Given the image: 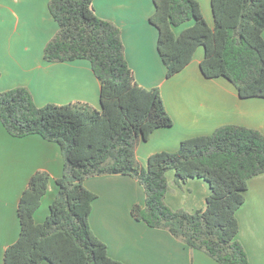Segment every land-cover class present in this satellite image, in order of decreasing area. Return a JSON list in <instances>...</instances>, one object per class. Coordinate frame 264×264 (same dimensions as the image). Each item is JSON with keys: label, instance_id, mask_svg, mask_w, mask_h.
I'll list each match as a JSON object with an SVG mask.
<instances>
[{"label": "trees", "instance_id": "1", "mask_svg": "<svg viewBox=\"0 0 264 264\" xmlns=\"http://www.w3.org/2000/svg\"><path fill=\"white\" fill-rule=\"evenodd\" d=\"M153 4L149 21L158 31L157 51L167 78L187 66L202 46L199 68L205 78H225L240 98H264V0H210L212 26L197 0ZM47 7L58 29L44 45V60L89 61L100 82V108L82 100L38 106L20 85L0 91V122L6 132L55 142L63 160L57 191L41 223L33 215L50 175L42 169L31 174L17 202L19 234L5 248L3 264H125L109 256L89 225L97 195L84 181L107 174L129 175L142 186L144 202L134 203L130 211L135 220L168 231L219 264H249L237 239L236 211L245 200L248 180L264 173V135L224 124L210 134L182 139L176 150L153 152L144 167L135 155L140 141L173 124L161 88L136 80L120 29L96 14L93 0H49ZM188 21L193 23L175 32ZM169 170L177 183L189 178L207 182L204 207L188 212L166 203Z\"/></svg>", "mask_w": 264, "mask_h": 264}, {"label": "crops", "instance_id": "2", "mask_svg": "<svg viewBox=\"0 0 264 264\" xmlns=\"http://www.w3.org/2000/svg\"><path fill=\"white\" fill-rule=\"evenodd\" d=\"M197 1L212 26L210 0ZM48 2L0 0V91L20 85L30 90L38 106L82 100L100 108V82L89 61L46 62L43 58L44 45L58 29L48 12ZM93 6L100 18L120 29L125 57L136 80L146 87L161 88L173 119L171 126L157 128L148 140L140 141L135 155L141 165H146L155 151L176 150L182 139L210 134L224 124L255 128L264 135V98H240L225 78H205L199 68L204 55L200 46L187 66L166 77L165 64L157 51L158 31L149 21L154 12L153 0H93ZM192 23L183 24L188 27ZM174 30L179 33V26ZM62 167L57 143L37 134L13 137L0 122V264L5 248L18 237L17 202L31 174L42 169L50 175L47 192L33 215L34 221L41 223L57 191L55 180L61 176ZM166 177L171 191L165 201L171 208L192 212L204 207L210 192L206 181L189 178L177 183L175 173L169 171ZM84 184L97 195L89 215L90 228L107 245L113 259L125 264H219L168 231L151 228L132 217V205L144 202L143 188L133 177L98 175L85 179ZM197 187L199 198L192 202L189 196ZM244 195L236 211L237 239L249 264H264V173L248 180Z\"/></svg>", "mask_w": 264, "mask_h": 264}, {"label": "rangeland", "instance_id": "3", "mask_svg": "<svg viewBox=\"0 0 264 264\" xmlns=\"http://www.w3.org/2000/svg\"><path fill=\"white\" fill-rule=\"evenodd\" d=\"M179 28H180V31L181 30H183L184 28H186V27H184V24L183 25H181V26H179ZM199 49H201L202 51H203V48H202V46H200V48ZM148 140V139H147ZM156 152V151H155ZM146 165H144V167H145ZM168 172V171H167ZM169 172H172L173 173V175H174V170H169ZM199 188L197 187V188H193L192 189V194L189 196V199H190V201H196L198 198H199ZM185 194L186 195H189V191H188V189H185ZM179 197H181V196H179ZM187 196H185V198H186ZM188 199V200H189ZM188 202V201H187ZM186 204H188V203H186ZM185 206H187V205H185ZM173 208V207H172ZM180 208V207H179ZM173 209H177V208H173ZM184 209V208H183ZM185 210V209H184Z\"/></svg>", "mask_w": 264, "mask_h": 264}]
</instances>
